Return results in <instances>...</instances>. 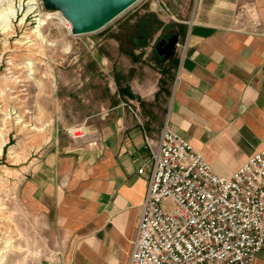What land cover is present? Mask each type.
<instances>
[{
	"label": "crops",
	"instance_id": "obj_1",
	"mask_svg": "<svg viewBox=\"0 0 264 264\" xmlns=\"http://www.w3.org/2000/svg\"><path fill=\"white\" fill-rule=\"evenodd\" d=\"M179 24L181 44L166 61L158 43L157 60L150 43L110 47L101 58L116 91L87 117L98 148L64 141L30 164L25 193L54 215L60 246L41 264L129 263L147 188L146 144L156 145L164 128L224 178L264 150V0H194ZM254 264H264V250Z\"/></svg>",
	"mask_w": 264,
	"mask_h": 264
},
{
	"label": "rangeland",
	"instance_id": "obj_2",
	"mask_svg": "<svg viewBox=\"0 0 264 264\" xmlns=\"http://www.w3.org/2000/svg\"><path fill=\"white\" fill-rule=\"evenodd\" d=\"M193 7L194 0H139L104 28L73 35L68 19L63 24L56 19L65 17L62 7L46 0H0V27L11 22L8 33L0 31V120L10 130L0 147V229L6 231L7 243L22 250L7 264H41L59 253L54 215L25 193V177L43 151L62 147L64 141L80 149L99 147L88 143L98 138L89 131L87 117L104 109L99 103L116 91L112 71L101 58L110 47L150 43L157 60L155 45L182 34L179 22L190 18ZM49 14L62 16L48 19ZM39 20L44 23L40 29ZM254 26L260 27L259 22ZM28 61L30 71L25 69ZM130 104L124 106L131 110Z\"/></svg>",
	"mask_w": 264,
	"mask_h": 264
},
{
	"label": "built area",
	"instance_id": "obj_3",
	"mask_svg": "<svg viewBox=\"0 0 264 264\" xmlns=\"http://www.w3.org/2000/svg\"><path fill=\"white\" fill-rule=\"evenodd\" d=\"M146 148L147 188L128 264H254L264 250V150L224 178L166 128Z\"/></svg>",
	"mask_w": 264,
	"mask_h": 264
},
{
	"label": "water",
	"instance_id": "obj_4",
	"mask_svg": "<svg viewBox=\"0 0 264 264\" xmlns=\"http://www.w3.org/2000/svg\"><path fill=\"white\" fill-rule=\"evenodd\" d=\"M139 0H46L47 5L62 7L64 16L71 24L73 35H83L96 32ZM177 36L167 42L161 41L156 50L166 61L172 58L176 51ZM159 48L161 50H159Z\"/></svg>",
	"mask_w": 264,
	"mask_h": 264
},
{
	"label": "bare ground",
	"instance_id": "obj_5",
	"mask_svg": "<svg viewBox=\"0 0 264 264\" xmlns=\"http://www.w3.org/2000/svg\"><path fill=\"white\" fill-rule=\"evenodd\" d=\"M6 7H7V9L8 8L9 9L12 8L11 6H6ZM14 12L15 11H13V13H12L13 16H10L12 20L15 19V16H14L15 13ZM8 13H9V11H8ZM2 14L6 16V14H4L3 12H2ZM55 16H62V15H60V14L50 15L49 14L47 18L48 19H52ZM1 17H3V16H1ZM7 19H8V17H7ZM56 19H58L61 24L67 23L66 22L67 20H66L65 17H58ZM43 25H44L43 21L39 20L38 21V29H40V27L43 26ZM0 29H1L0 31H2V33H8L11 30V22L10 21L9 22L8 21L7 22L5 21L4 25H2V28L0 27ZM71 29H72V27H71ZM71 29H69V31H71ZM36 33H37V37H39V39H41V41H43L44 40V37L40 34V31L39 30H36ZM11 60H13V59H11ZM30 67H31V61L30 62L28 61V63H26V65H25V69L27 71H30ZM3 113H4V111L3 110H0V115H3ZM0 124L3 126V128H0V147H1V146H3L4 143L7 142V136L9 135L10 130L8 129V126H5V123H4V120L3 119L0 120ZM8 218H10V217H8ZM5 234H6V231H3V229H0V264H7L8 261H9L8 257H10V256H12L14 254H17V253L22 252V250L19 247H17L15 244H12V242H8L7 243V236ZM17 258H19V257H17Z\"/></svg>",
	"mask_w": 264,
	"mask_h": 264
},
{
	"label": "flooded vegetation",
	"instance_id": "obj_6",
	"mask_svg": "<svg viewBox=\"0 0 264 264\" xmlns=\"http://www.w3.org/2000/svg\"><path fill=\"white\" fill-rule=\"evenodd\" d=\"M169 39H170V37L163 38V39H161L160 41H158V43L161 42V41H163V40L167 42ZM159 50H161V49L159 48Z\"/></svg>",
	"mask_w": 264,
	"mask_h": 264
}]
</instances>
